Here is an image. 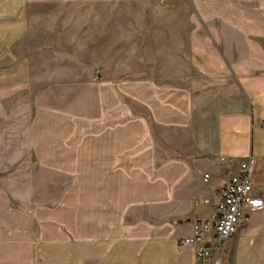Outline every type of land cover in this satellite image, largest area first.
I'll list each match as a JSON object with an SVG mask.
<instances>
[{
  "label": "crops",
  "instance_id": "crops-1",
  "mask_svg": "<svg viewBox=\"0 0 264 264\" xmlns=\"http://www.w3.org/2000/svg\"><path fill=\"white\" fill-rule=\"evenodd\" d=\"M145 5L164 14L137 68L151 75L106 79L81 139L36 145L51 150L47 164L83 165V189L32 210L0 208V264H196L183 243L189 219L213 213L226 171L252 156L253 191L264 196V0H0V103L31 88L40 53L124 69L125 7ZM188 8L217 51L189 50ZM193 69L202 74L192 107L183 86ZM158 85L168 88L158 95ZM225 264H264V209L227 241Z\"/></svg>",
  "mask_w": 264,
  "mask_h": 264
},
{
  "label": "rangeland",
  "instance_id": "rangeland-1",
  "mask_svg": "<svg viewBox=\"0 0 264 264\" xmlns=\"http://www.w3.org/2000/svg\"><path fill=\"white\" fill-rule=\"evenodd\" d=\"M154 8L157 9L151 5L125 7V11L129 12H125L124 16V69H117L115 63H108L104 69L96 68L94 61L89 63L87 55L82 53H40L34 69L35 83L28 91L15 93L13 101L0 103V115H12L10 119L0 118L2 210L4 207L32 210L37 206L61 202L65 199L67 190L83 189V165L61 164L58 167L47 164L45 158L42 160L41 153H49L51 150H40L36 145L48 147L53 138L60 142L81 139L82 134L78 132L82 131V117L87 110L99 109L100 85L106 79L145 78L151 75V70L137 68L138 65H143L139 59L147 56V48L151 46V26L163 25V12L151 14V9ZM176 8L185 10L183 6ZM168 9L170 8L165 7L162 10ZM188 16L189 50L193 51V46H196L198 51H205L208 47L217 51L220 46L218 37H215V41L210 40L213 33L206 32L204 23L196 17L192 8H188ZM154 17L155 20L160 17V24L153 21ZM193 57L192 60L198 62H204V58H208L204 53ZM138 61L140 62L137 63ZM201 74L196 69L187 70V77H184L187 79L185 84L188 85L183 88L189 91L188 98L191 99L192 107L197 90L191 81L197 78L195 80L200 82L198 76ZM116 88L115 85H109L106 93L110 94V90ZM165 88L168 87L156 86V93L161 94L160 91ZM125 100V108L144 110L143 106H136L130 99ZM58 122L59 129L55 127ZM55 191L57 192L53 197L52 192Z\"/></svg>",
  "mask_w": 264,
  "mask_h": 264
},
{
  "label": "built area",
  "instance_id": "built-area-1",
  "mask_svg": "<svg viewBox=\"0 0 264 264\" xmlns=\"http://www.w3.org/2000/svg\"><path fill=\"white\" fill-rule=\"evenodd\" d=\"M254 166L255 160L250 156L239 162L236 169H228L217 190L213 213L189 219L193 234L185 237L183 243L195 246L196 264H225L227 241L251 212L264 209V196L253 191ZM209 176L205 175V181Z\"/></svg>",
  "mask_w": 264,
  "mask_h": 264
}]
</instances>
